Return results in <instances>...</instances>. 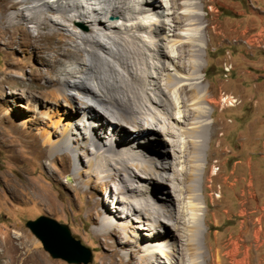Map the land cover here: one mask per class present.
I'll return each mask as SVG.
<instances>
[{
	"label": "bare ground",
	"instance_id": "obj_1",
	"mask_svg": "<svg viewBox=\"0 0 264 264\" xmlns=\"http://www.w3.org/2000/svg\"><path fill=\"white\" fill-rule=\"evenodd\" d=\"M203 1L0 0L6 59L0 96L7 97L8 88L14 100L17 93L31 99L21 106L34 111L62 106L59 120L48 114L56 129L31 134L27 143L79 181L88 178L86 185L109 186L91 218L94 233L111 249L108 264H125L132 247L142 251L135 253L139 264H202L206 253L200 242L207 211L205 143L215 135L213 106L233 107L238 100L228 95L223 102L201 84ZM18 50L33 54L39 66L28 71L14 57ZM86 108L93 119L77 117L88 115ZM210 174H217L215 167ZM220 251L209 252L214 264H222ZM2 256L10 259L4 264H53L28 244L6 246Z\"/></svg>",
	"mask_w": 264,
	"mask_h": 264
},
{
	"label": "rangeland",
	"instance_id": "obj_2",
	"mask_svg": "<svg viewBox=\"0 0 264 264\" xmlns=\"http://www.w3.org/2000/svg\"><path fill=\"white\" fill-rule=\"evenodd\" d=\"M262 1H203L204 27L201 30L207 48L201 57L205 75L201 84L209 85L210 95L221 97L223 102L225 95L238 100L233 107L223 106L224 103L213 106L215 135L205 143L207 150L204 147V156L207 152L208 159L203 185L207 211L206 226L201 218L204 233L200 242L206 252L203 256L207 264H214L209 252L217 248L221 250L222 264H264V48L247 47L240 42L245 34L264 30L257 28L260 24L248 11ZM240 11L244 14L240 15ZM242 16L245 19L240 20ZM109 19L119 20L113 15ZM246 20L251 23V29L240 35L239 30ZM14 57L25 64L28 71L31 66H39L31 53L24 54L20 50ZM5 60L0 52V71L6 67ZM226 65L232 67L230 72L225 71ZM39 82L43 83L44 78ZM21 89L16 91L21 93ZM6 91L7 97L0 96V264L10 261L7 256H2V252L12 244L21 248L26 244L39 247L41 255L47 256L51 263L69 264L61 258H53L27 227L29 220L40 216L67 224L72 235L91 249L92 262L88 264L110 263L111 249L94 233L95 223L91 220L102 207L98 203L104 204L110 194L109 186L96 181L86 185L84 181L88 178L79 181L71 170L62 168L59 160L44 159L38 150L28 146L30 142L27 143L31 134L39 137L44 130L56 129L50 119L59 120L64 111L62 106L51 105L54 109L50 112L43 105L34 111L21 106H28L31 99L20 98L17 93L14 100L8 88ZM81 96L77 95L78 98ZM91 108L84 110H89L88 115L81 113L77 117L93 119ZM25 118L33 121L23 124ZM109 127L120 136V127L114 124ZM160 148L163 149V145ZM77 164L78 161H74L70 165ZM214 167L217 174L211 175ZM198 196L202 200L201 190H198ZM112 197L114 200L115 195ZM112 206L111 202L110 209H114ZM88 208L92 210L91 217L87 214ZM119 214L123 215L121 211ZM118 219L126 222V219ZM216 219H219L218 224ZM112 240L114 238L109 239ZM234 241L237 242L236 253L233 252ZM136 249L127 250L130 257L126 256L125 264H139L135 253L142 251ZM18 253L13 251V254ZM204 257L200 260L202 264H205Z\"/></svg>",
	"mask_w": 264,
	"mask_h": 264
},
{
	"label": "water",
	"instance_id": "obj_3",
	"mask_svg": "<svg viewBox=\"0 0 264 264\" xmlns=\"http://www.w3.org/2000/svg\"><path fill=\"white\" fill-rule=\"evenodd\" d=\"M27 227L42 242L53 258H61L69 264H88L92 262L91 249L76 239L67 224L40 216L29 220Z\"/></svg>",
	"mask_w": 264,
	"mask_h": 264
},
{
	"label": "crops",
	"instance_id": "obj_4",
	"mask_svg": "<svg viewBox=\"0 0 264 264\" xmlns=\"http://www.w3.org/2000/svg\"><path fill=\"white\" fill-rule=\"evenodd\" d=\"M263 4V5H260V4ZM248 11L252 14H254L255 16V19L257 20V22L260 24L257 26V28H260L262 27L264 29V0L260 3H257L256 5H252L251 9H248ZM239 14H244V11H240ZM240 20H243L245 19L244 16L240 17L239 18ZM244 23V22H243ZM246 23V25H245ZM244 23V25L242 26V28L239 30V33L240 35L244 34V32L248 31L251 29V23L246 22ZM253 26V25H252ZM257 86V85H256ZM258 87V86H257Z\"/></svg>",
	"mask_w": 264,
	"mask_h": 264
},
{
	"label": "built area",
	"instance_id": "obj_5",
	"mask_svg": "<svg viewBox=\"0 0 264 264\" xmlns=\"http://www.w3.org/2000/svg\"><path fill=\"white\" fill-rule=\"evenodd\" d=\"M240 42L247 47H262V48H264V30H260L258 32L251 34V35H248V33H247L244 35V37H242L240 39ZM224 69L226 72H230L232 67L230 65L229 66L226 65V67Z\"/></svg>",
	"mask_w": 264,
	"mask_h": 264
}]
</instances>
